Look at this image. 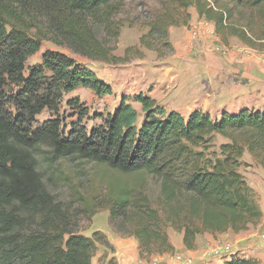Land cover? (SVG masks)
<instances>
[{
	"label": "trees",
	"instance_id": "1",
	"mask_svg": "<svg viewBox=\"0 0 264 264\" xmlns=\"http://www.w3.org/2000/svg\"><path fill=\"white\" fill-rule=\"evenodd\" d=\"M126 1L0 0V264H92L97 244H109L99 231L85 236L75 228L82 216L99 210L108 211L115 232L137 240L139 256L147 260L173 250L167 228L193 248L199 234L237 233L262 218L255 192L238 168L247 151L264 169V108L243 107L214 118L201 110L183 116L138 92L122 95L88 130L87 108L77 98L67 101L75 118L64 123L63 95L78 87L110 95L111 86L56 50L44 51L39 63L26 67L45 40L89 59H115L95 30L116 39ZM157 3L140 37L147 49L169 47V28L187 26L194 8L213 23L222 43L235 37L264 50V0ZM132 101L141 107L140 123ZM43 111L50 116L34 126ZM214 134L228 141L208 153ZM38 152L48 163L92 164L89 189L80 192L73 185L69 201L57 198L38 168ZM222 264L261 263L234 255Z\"/></svg>",
	"mask_w": 264,
	"mask_h": 264
},
{
	"label": "rangeland",
	"instance_id": "2",
	"mask_svg": "<svg viewBox=\"0 0 264 264\" xmlns=\"http://www.w3.org/2000/svg\"><path fill=\"white\" fill-rule=\"evenodd\" d=\"M157 7V0H127L124 9L117 17L120 32L116 39L105 38L101 28L95 30L97 38L107 42L111 48V55L115 59H111L110 62L89 59L73 52L66 45L58 46L48 40L42 41L38 52L27 58L26 67H30L40 62L44 51H60L72 57L77 63L93 70L101 81L111 86L112 94L110 95L98 96L93 91L83 87H78L74 91L64 94L59 114L63 116L65 124L75 118L70 116L73 114V110L67 104V101L72 98H77L87 108L88 114L83 119V124L89 130L101 122V119L95 116L112 112L122 95L143 92L153 97L156 104L166 111L175 109L181 115L187 116L186 109L188 108L181 105L184 101H182V98L184 99V96L188 94L206 98L208 97L207 93H209V97H215L209 108L211 110L209 115L214 118L219 117L225 110L234 112L240 106L237 101L232 102L231 96L223 88L225 83L220 81L225 80V78L229 83L227 85L233 89L239 86L240 91L248 87L254 89L256 84H251L250 79H255L253 81H257L258 92L262 93L264 91V50L248 47L235 37H231L227 44L222 43L214 33L213 23L199 18L194 8L189 9L191 18L188 27L172 26L169 28L167 39L170 44L169 47L154 44L153 49H147L141 45L140 37L148 31L145 23ZM192 16H194L193 19ZM194 32H196V35H193ZM189 43L192 53L200 52L192 48L198 47L200 43L203 44V49L205 47L202 50L203 53L200 52V56L207 54V58H210L209 54L211 53L213 59L212 69L204 76L203 82L190 81L194 77L193 74L201 75L202 70L198 66L197 71L189 67V64L192 65L191 62L193 63L194 59L199 57V55L191 56V51L187 50ZM229 53H231L232 61L225 58V54L228 55ZM192 57L194 59H188ZM205 71L204 69L203 74H205ZM253 95L256 99H259L257 93ZM130 103L136 109L138 122L140 123L143 119L141 107L136 102L132 101ZM253 104L257 107V105H260V100H256ZM48 116H50L49 112L43 111L42 114L37 116L34 126L41 124ZM227 141L226 138L214 134L209 141L208 153L211 151L218 152L219 145ZM38 154V168L44 176L48 190L57 198L69 201L72 198L73 185H77L76 189L80 192H86L89 189V177L94 170L92 164L72 159H61L55 163H48L42 158L44 154L39 152ZM238 171L243 175L246 183L253 187L251 189L255 191L257 203L259 201L262 203L261 199H264V169L245 151L240 160ZM106 173L114 172L108 170ZM146 183L149 191L154 193L156 188L154 183L148 179ZM261 194L263 197H261ZM107 228L115 232L109 223L108 211L99 210L91 218L82 216L78 221L75 232L91 236L95 231L104 234L102 231ZM167 233L172 240L177 238L178 233L173 229L167 228ZM238 234L248 236L250 240L245 245L252 246L251 252L247 251L248 249H243V254L249 258L260 256L259 262L262 264L264 259V214H262V218L257 225L249 226L245 231L235 233L233 236L236 237ZM104 236L106 238L105 234ZM106 241L108 242L107 238ZM100 248H97L92 258V264L100 261ZM96 257L98 258L96 259ZM175 258L181 260L179 255Z\"/></svg>",
	"mask_w": 264,
	"mask_h": 264
},
{
	"label": "crops",
	"instance_id": "3",
	"mask_svg": "<svg viewBox=\"0 0 264 264\" xmlns=\"http://www.w3.org/2000/svg\"><path fill=\"white\" fill-rule=\"evenodd\" d=\"M193 18L194 16H192V19ZM188 45H187V50L191 51L192 49L190 43ZM192 48L193 50H199L200 52L205 49V47L203 49V44L201 43L199 44L198 47H192ZM200 52L192 53L191 51L192 53L191 56L195 57L199 55V57L197 59H194L193 57L188 58L189 60L191 59L195 60L193 61V63L191 62L192 65L189 64V67L194 68L197 71V66H198L202 70L201 75L197 73L192 75L194 76L190 80L192 82H197V81L203 82L204 76L207 75L208 72H210V70L212 69L213 59L211 53L209 54L210 58H207L206 56L207 54L200 56ZM225 58L227 60L228 59H231V61L233 60L231 53H229L228 55L225 54ZM204 69L206 70L205 74H203ZM199 76H201V78H199ZM253 80L255 79H250V83L256 84V87L254 89L252 87H248L243 91H240L239 86L238 87L236 86L233 89L229 85H227L229 83L226 80V78L225 80L220 81L221 83H225L223 88H225L226 93H228L231 96L232 102L235 103V101H237V103H239L240 105L239 108L234 112H237L240 108L243 107L249 109L255 107L253 103L256 100H260V105H257V107H255L254 109L261 110L264 108V91H262V93L258 92L259 87L257 85V81H253ZM255 93L258 94L259 99H256V97H254L253 94ZM207 94L208 97L206 98L199 97L198 95L195 94H188L184 96V99L182 98V101L183 100L184 101L183 102L181 101L182 102L181 105H185V107L188 108L186 109V112L188 114L193 110H201L203 112H207L208 114H210L209 112H211V110H209V108L211 107L210 106L211 102L212 100L215 99V97L214 98L209 97L210 94L209 93ZM173 110L177 111L175 109ZM225 111L228 113H234V112H229L228 110ZM249 187L253 188L252 186ZM261 197H263L262 194ZM261 200L262 203L259 201L258 205L260 206L262 214H264V199ZM102 232L106 235L109 246L107 247L105 245L97 244V248L101 247L100 248L101 251L99 255L100 261L96 262V264H141L146 260L144 258H140L138 253V242L134 237L132 236L122 237L116 232L110 230L109 228H107L105 231ZM235 233L236 232L228 230L226 232L216 233V234H211V233L199 234L195 238V245L193 248H186L182 242V234L178 233L177 238H175V240H172V238L169 237V242L173 247L172 251L165 252L162 254L151 255L149 259L158 261V264H222L224 261L230 259V257L234 255L240 258H249L248 256L243 254L244 252L243 249H248L247 251L250 252L252 251V246L245 245V243L247 244V242L250 240L249 237L244 234H238L236 235V237H234L233 235ZM224 243H229L231 245V252L215 256L214 250L217 249L220 245H223ZM177 255L181 256V260H177L175 258ZM97 258L98 257H96V259ZM253 258H257V260H259L261 257L253 256ZM262 264H264V259L262 260Z\"/></svg>",
	"mask_w": 264,
	"mask_h": 264
},
{
	"label": "built area",
	"instance_id": "4",
	"mask_svg": "<svg viewBox=\"0 0 264 264\" xmlns=\"http://www.w3.org/2000/svg\"><path fill=\"white\" fill-rule=\"evenodd\" d=\"M193 35H196V32H194ZM230 252H231V245L229 243H224L223 245H220L217 249L214 250V255L217 256V255H222V254L230 253ZM141 264H158V261L150 259V260L144 261Z\"/></svg>",
	"mask_w": 264,
	"mask_h": 264
}]
</instances>
